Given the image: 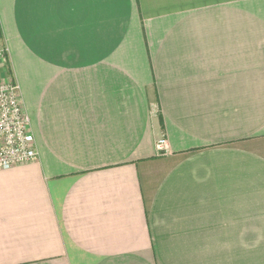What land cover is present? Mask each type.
I'll return each instance as SVG.
<instances>
[{"label": "crops", "instance_id": "crops-1", "mask_svg": "<svg viewBox=\"0 0 264 264\" xmlns=\"http://www.w3.org/2000/svg\"><path fill=\"white\" fill-rule=\"evenodd\" d=\"M0 49V264H264V0H0Z\"/></svg>", "mask_w": 264, "mask_h": 264}, {"label": "built area", "instance_id": "built-area-1", "mask_svg": "<svg viewBox=\"0 0 264 264\" xmlns=\"http://www.w3.org/2000/svg\"><path fill=\"white\" fill-rule=\"evenodd\" d=\"M7 50L0 49V61L6 62ZM31 122L25 111L20 87L13 79L0 82V172L35 163L39 160ZM159 155L170 153L166 138L156 145Z\"/></svg>", "mask_w": 264, "mask_h": 264}]
</instances>
